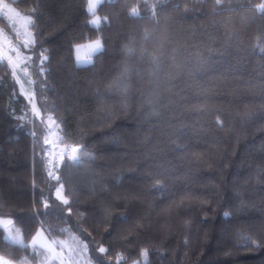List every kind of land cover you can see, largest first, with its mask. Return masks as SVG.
I'll use <instances>...</instances> for the list:
<instances>
[{"label": "trees", "instance_id": "16d2710c", "mask_svg": "<svg viewBox=\"0 0 264 264\" xmlns=\"http://www.w3.org/2000/svg\"><path fill=\"white\" fill-rule=\"evenodd\" d=\"M4 1L31 19L39 115L0 60V217L24 241L0 228V255L44 264L43 228L91 264H264V0H104L99 26L88 0ZM49 117L80 147L54 178Z\"/></svg>", "mask_w": 264, "mask_h": 264}, {"label": "rangeland", "instance_id": "374dc122", "mask_svg": "<svg viewBox=\"0 0 264 264\" xmlns=\"http://www.w3.org/2000/svg\"><path fill=\"white\" fill-rule=\"evenodd\" d=\"M104 0H88L89 2L96 5L95 8V15L93 16L91 14V22L92 20H98V26L101 24L102 19L100 15L97 13L98 6L103 2ZM14 7L9 4L8 2L4 0H0V16L3 17V19L7 21H13L16 25H18L21 29V32L17 34V42H18V48L22 56L29 57L28 53L25 51L24 48V41L31 40L33 41L32 32L30 30V22L31 19L27 16L26 18L19 19L12 17V12L14 11ZM17 11V10H16ZM11 31V30H10ZM9 38H10V32L9 29L6 27H3L0 24V57H2V60L7 61V57L9 55L12 56L13 62L16 61V54L9 53L8 47H9ZM100 41L102 47V41L101 39H95L91 41H87L81 44L76 45L75 47V55H76V64L77 59L79 58L81 61H88L91 60V63L93 62V56L96 54L92 51V45L96 43V41ZM23 47V49H22ZM29 59L24 60L20 63L19 67L15 70L16 76L19 80V83L22 87L23 92L25 95L28 96H34L33 93V80L30 75L29 70ZM90 63V64H91ZM89 65V64H87ZM86 65V66H87ZM11 66V65H10ZM12 68V67H11ZM27 69L26 71L24 69ZM31 112L32 115H39V112L37 110V107L35 105V101L33 103H30ZM46 127H47V144H48V158L51 159L52 163L58 164L55 162V157H58V162L62 161V159L67 155L65 145L63 143V139L59 130V126L57 122L54 120V118L47 119L46 120ZM60 166V165H59ZM53 170H56L55 168ZM57 196L61 200H65L64 196V190L62 187L57 189ZM0 228H3L5 230V235L7 237H15L17 240L23 241V236L20 231V229L15 225L14 221L10 217H0ZM37 233H42L41 236H37ZM36 233L35 237L37 240L46 239L49 243L52 241H56L57 243L54 245L56 252L60 253L62 252V261L63 264H91L84 252L81 249L75 248L72 246L71 243L67 241L62 240H56L52 238L45 229L40 228L38 232ZM8 240L12 241V239L7 238ZM32 244V241H31ZM61 244L64 246L61 247ZM0 260L4 262V264H28L26 260H20L17 263L7 259L6 257L0 255ZM42 264V263H40ZM44 264H61V259H52L50 261H46Z\"/></svg>", "mask_w": 264, "mask_h": 264}, {"label": "snow or ice", "instance_id": "6c2138e0", "mask_svg": "<svg viewBox=\"0 0 264 264\" xmlns=\"http://www.w3.org/2000/svg\"><path fill=\"white\" fill-rule=\"evenodd\" d=\"M95 8H96V5L89 2L88 4V7H87V12L92 14L93 16L95 15ZM258 11L260 12H264V3H261L259 6H258ZM132 14L133 15H138V13L136 12V9H133L132 10ZM92 25L93 26H98V20H92ZM32 46V41L31 40H26L24 41V48L25 49H28ZM92 47V51L95 52V53H101L103 52V47L100 43V41H96V43L94 45L91 46ZM8 51L9 53H15L16 54V61L13 62V59H12V56L9 55L7 57V62L11 65L12 69H13V75L16 74V69L19 67L20 63L23 62L24 60H28L30 59V57H24L22 56V54L20 53L19 51V48L12 45L11 44V41H9V47H8ZM261 51H264V49H262ZM3 58L0 57V60H2ZM44 59L46 60L47 57L45 56ZM156 57H153V60L156 61ZM91 63V60H88V61H81L79 58L77 59V64L76 66L77 67H82V66H86L87 64H90ZM25 71L27 70L26 68L24 69ZM29 103H33L34 101V96H28L27 97ZM49 119H51V117H49ZM78 149L77 148H73L72 149V152L75 153L77 152ZM71 159L75 162H79V159L77 156H72ZM64 204H67L68 201L67 200H64L63 201ZM47 210V208H45V211ZM69 212H71V209H69ZM227 215V213L225 214ZM37 236H41L42 237V233H37ZM9 239H12L14 243H17L19 244L21 247H23V242L20 241V240H17L15 237H7ZM250 239V237H249ZM57 242L56 241H52L51 243H49L46 239H41V240H37V238L34 236L33 239H32V247H33V250L34 252H40L41 255H44V259L45 261H50L52 259H61V264H63V261H62V252L58 253L56 252L55 250V247L54 245L56 244ZM64 245L61 244V247H63ZM99 253L103 254L105 253L107 250L104 248V247H100L98 249ZM83 252H87V245H84L83 246ZM146 256V253L144 254ZM0 264H4V262L2 260H0Z\"/></svg>", "mask_w": 264, "mask_h": 264}, {"label": "built area", "instance_id": "2783aa9c", "mask_svg": "<svg viewBox=\"0 0 264 264\" xmlns=\"http://www.w3.org/2000/svg\"><path fill=\"white\" fill-rule=\"evenodd\" d=\"M7 27L9 29L10 32V38L9 40L11 41V44L18 47V42H17V34L21 32V29L18 25L15 24V22L13 21H7ZM11 30V31H10ZM73 148H78L77 145L75 144H66L65 145V149L67 152V156L71 157L72 149ZM47 155H48V148H47ZM55 162H57L58 164L52 163L51 159L48 158V166L50 169V173H51V177L54 178V175L56 174V170L58 169L59 165H61L62 161L58 162V157H55ZM56 170H53V169Z\"/></svg>", "mask_w": 264, "mask_h": 264}, {"label": "crops", "instance_id": "0c3cea01", "mask_svg": "<svg viewBox=\"0 0 264 264\" xmlns=\"http://www.w3.org/2000/svg\"><path fill=\"white\" fill-rule=\"evenodd\" d=\"M12 17L14 18H19V19H23L26 18L25 16H23L20 12L16 11V9H14V11L12 12Z\"/></svg>", "mask_w": 264, "mask_h": 264}, {"label": "water", "instance_id": "95a60500", "mask_svg": "<svg viewBox=\"0 0 264 264\" xmlns=\"http://www.w3.org/2000/svg\"><path fill=\"white\" fill-rule=\"evenodd\" d=\"M77 149H78V151L75 152V153H72V154H71V157H72V156H77L78 159H80V147H78ZM71 157H70V158H71ZM71 160H72V159H71ZM72 161H73V160H72ZM57 178H58V176H57Z\"/></svg>", "mask_w": 264, "mask_h": 264}]
</instances>
